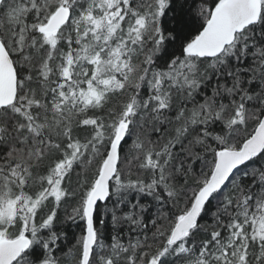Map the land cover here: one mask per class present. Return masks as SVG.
I'll return each instance as SVG.
<instances>
[{
  "label": "snow or ice",
  "instance_id": "1",
  "mask_svg": "<svg viewBox=\"0 0 264 264\" xmlns=\"http://www.w3.org/2000/svg\"><path fill=\"white\" fill-rule=\"evenodd\" d=\"M65 257L264 264V0H0V264Z\"/></svg>",
  "mask_w": 264,
  "mask_h": 264
},
{
  "label": "trees",
  "instance_id": "2",
  "mask_svg": "<svg viewBox=\"0 0 264 264\" xmlns=\"http://www.w3.org/2000/svg\"><path fill=\"white\" fill-rule=\"evenodd\" d=\"M179 53L177 52V55ZM127 142L124 144V148L126 150L131 148L132 145V138H126ZM143 202V201H142ZM63 207V206H62ZM111 207V205H109ZM69 211L71 210L70 208L68 209ZM61 217H63V211L60 212ZM106 220V223L108 224V227L104 229V236L106 242H110L109 238L113 233L112 228H111V221H110V214L109 216L104 217ZM211 219L207 220V223L211 224ZM64 231L67 232V239L63 241L62 247L64 248V251L67 252L68 249L72 248L73 245L75 244V237L79 235L80 233V228L77 227L76 225L71 224L70 222L65 226ZM120 232L123 233L126 237L127 235V225L123 226L120 229ZM57 255H61V253H57ZM62 264H73L72 260L70 257H65L63 258Z\"/></svg>",
  "mask_w": 264,
  "mask_h": 264
}]
</instances>
